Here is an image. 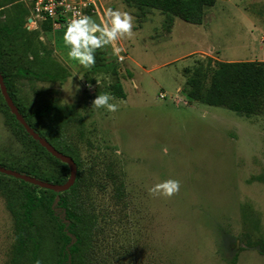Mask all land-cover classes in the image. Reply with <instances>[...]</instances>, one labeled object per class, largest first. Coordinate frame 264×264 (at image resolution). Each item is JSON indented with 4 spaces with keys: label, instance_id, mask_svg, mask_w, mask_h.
<instances>
[{
    "label": "rangeland",
    "instance_id": "1",
    "mask_svg": "<svg viewBox=\"0 0 264 264\" xmlns=\"http://www.w3.org/2000/svg\"><path fill=\"white\" fill-rule=\"evenodd\" d=\"M97 5L60 31L26 25L65 68L64 82L12 69L27 113L54 107L42 132L59 108L73 109L63 136L81 159L79 201L95 215L89 264H264L260 247L247 244L264 240V111L247 117L192 100L187 83L206 68L211 48L224 62L264 61V0H217L201 25L177 19L173 27L166 15L148 10L142 17L126 0ZM4 104L0 88V163L53 172ZM18 189L0 179V264L12 258L18 207L9 203L20 201ZM37 222L44 230L33 264H55L53 227L47 218Z\"/></svg>",
    "mask_w": 264,
    "mask_h": 264
},
{
    "label": "trees",
    "instance_id": "2",
    "mask_svg": "<svg viewBox=\"0 0 264 264\" xmlns=\"http://www.w3.org/2000/svg\"><path fill=\"white\" fill-rule=\"evenodd\" d=\"M216 2L217 0H126L130 7L139 10L141 16L145 15L148 10H158L167 16L169 24L173 23L175 18H179L196 25L203 22L205 11L215 6ZM3 13L7 15L6 21L1 19ZM29 16L28 8L19 0H0V72L4 77L9 96L27 124L59 152L71 157L78 171L74 185L62 193H56L23 179L0 173V179L15 181L21 195L20 201L15 204L9 203L14 206L13 208L18 207L16 211L13 210L14 244L10 264L36 262L42 248L39 235L42 237L44 230L37 221L43 218H47L49 224L52 225L57 241L55 264H89L87 253L91 248L95 230V215L85 211L79 201L80 184L83 182L81 159L77 150L69 145L63 136L64 128L68 123L66 118L69 119L73 109L59 108L56 111V118L51 120L54 123H48V126L46 124L45 132H42L40 123L46 120L45 118L49 116V112L54 107L47 105L44 109L27 113L20 105L15 90L16 74L20 76L34 74L37 79H49L52 82H64L69 76L53 55L45 51L43 43L39 40V34L27 29ZM41 32H52L50 22L42 25ZM5 41L9 42L8 48ZM16 51L21 52V58L18 57L15 61L13 55ZM24 60L31 68L20 66L19 63L23 64ZM15 66L19 68L14 75L12 69ZM187 83L190 87L188 96L192 100L201 101L209 106L225 107L247 117L264 111V61L222 62L209 57L206 68L195 70ZM116 93L120 97L124 96L121 85L116 86ZM4 105L16 129L35 147L34 156L39 160L43 156L49 158L54 170L47 173L36 163H30L25 169L6 163H0V167L48 183L65 184L70 178L69 165L52 156L39 141L29 134L8 105ZM112 174L113 172L110 171L109 178L115 184L117 178ZM115 194L120 199L124 196L122 182L116 187ZM247 244L249 247H260L261 252L264 253V240L253 244L248 239Z\"/></svg>",
    "mask_w": 264,
    "mask_h": 264
},
{
    "label": "built area",
    "instance_id": "3",
    "mask_svg": "<svg viewBox=\"0 0 264 264\" xmlns=\"http://www.w3.org/2000/svg\"><path fill=\"white\" fill-rule=\"evenodd\" d=\"M30 12L27 25L42 29L50 22L53 31L76 25L86 20L87 12L98 11L97 0H19ZM163 98L164 95H161Z\"/></svg>",
    "mask_w": 264,
    "mask_h": 264
},
{
    "label": "water",
    "instance_id": "4",
    "mask_svg": "<svg viewBox=\"0 0 264 264\" xmlns=\"http://www.w3.org/2000/svg\"><path fill=\"white\" fill-rule=\"evenodd\" d=\"M0 88H1V92H2L3 97L7 102L8 107L10 108L12 113L16 116L17 120L26 128V130L29 132V134H31L35 140L39 141V143L44 148H46V150L52 156L56 157L58 160L62 161L63 163H66L69 165V167H70V178L65 184L56 185L53 183H48L45 181L38 180V179L31 177L29 175H22L21 173H19L17 171H11V170H8V169L3 168V167H0V173L7 174L10 176H14V177L19 178V179H23L29 183H33L35 185H38L41 188L53 190L56 193H62V192L68 191L74 185L76 178H77V165H76L75 161L71 157L59 152L55 147H53V145H51L45 138L41 137L37 132H35L27 124L23 115L19 112V109L16 107L13 100L9 96L6 84L4 82V77L1 74V72H0Z\"/></svg>",
    "mask_w": 264,
    "mask_h": 264
},
{
    "label": "crops",
    "instance_id": "5",
    "mask_svg": "<svg viewBox=\"0 0 264 264\" xmlns=\"http://www.w3.org/2000/svg\"><path fill=\"white\" fill-rule=\"evenodd\" d=\"M212 8V7H211ZM156 11H158V10H156ZM160 12V11H159ZM161 13V12H160ZM162 14V13H161ZM147 15V12H146V14L145 15H142V17H145ZM164 15V14H163ZM177 19H179V18H175L174 20H173V23H171V27H173V25H175V23H176V21H177ZM181 20V19H180ZM85 21V20H84ZM203 21H204V18H203ZM83 22V21H82ZM81 22V23H82ZM101 22H102V25H103V32H104V34H107L106 36H107V40H108V42L110 43L111 42V35H110V33H109V30H108V26L104 23V20L102 19L101 20ZM187 23V22H186ZM203 23V22H202ZM80 24V23H79ZM189 24V23H188ZM192 25H196V24H192ZM199 25H201V24H199ZM94 31H96L97 32V29H93V30H91V33H93ZM95 32V33H96ZM254 33V32H253ZM214 52H215V50H214V48H211V51H209V53H204V52H200V55L201 54H207L208 56H210V58H213V59H215L216 61L217 60H219V61H221L220 60V58L217 56V55H214ZM196 55V54H195ZM192 56V55H191ZM222 62H224V61H222ZM229 62H234V61H229ZM239 62V61H238Z\"/></svg>",
    "mask_w": 264,
    "mask_h": 264
}]
</instances>
